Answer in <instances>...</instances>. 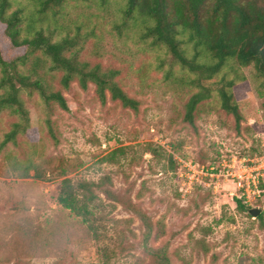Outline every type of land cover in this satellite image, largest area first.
Listing matches in <instances>:
<instances>
[{"label":"rangeland","instance_id":"obj_1","mask_svg":"<svg viewBox=\"0 0 264 264\" xmlns=\"http://www.w3.org/2000/svg\"><path fill=\"white\" fill-rule=\"evenodd\" d=\"M10 1L9 12L22 9L24 18L34 8L30 0ZM124 5L74 0L58 15L47 11V28L72 37L81 60L119 70L118 83L139 106L110 93L102 101L93 82L83 88L75 78L64 87L61 70L47 79L69 109L52 103L49 111L37 92H22L30 126L8 153L0 151V264H157L147 245L165 249L171 264H264V192L249 204L261 209L253 216L238 208L237 186L221 171L188 183L180 162L219 169L232 156L264 154V95L253 67L239 70L233 88L239 126L214 97L198 105L190 123L186 104L197 88L179 79L177 64L167 75L171 54L124 23ZM0 50L7 58L20 52L1 22ZM15 120L0 114V136ZM12 158L33 162L29 175L13 171ZM64 178L104 182L95 230L59 203Z\"/></svg>","mask_w":264,"mask_h":264},{"label":"trees","instance_id":"obj_2","mask_svg":"<svg viewBox=\"0 0 264 264\" xmlns=\"http://www.w3.org/2000/svg\"><path fill=\"white\" fill-rule=\"evenodd\" d=\"M30 1L34 8L24 18L22 9L9 12L11 1L0 0V22L4 24L11 45L20 50L18 55L10 58L0 50V114L7 112L17 118L0 136V151L6 153L12 145L18 144L19 135L27 134L30 126V112L23 91L30 95L37 92L49 111L52 103L69 109L63 92L55 89L47 79V73L52 70L62 71L60 82L64 87L75 78L83 88L93 82L102 101L110 93L112 99L124 106L133 109L139 106L138 100L128 95L118 83L119 70L81 60L78 51L72 49V37L57 38L47 28L48 9H52L54 16L58 15L59 9L74 0ZM100 1L102 4L109 2ZM124 1L121 9L124 23L139 27L142 39H150L152 45L165 47L171 54L173 64L167 75L174 73V64H177L181 69L179 79L197 88L186 104L185 119L193 123L198 105L214 97L221 109L234 116L239 126L243 115L233 88L241 79L239 70L242 67H253L259 92L264 95V0ZM20 163L12 158L11 169L21 176L29 175L33 162ZM103 183L84 181L76 184L71 178H64L59 203L95 230L91 220L100 205L97 189ZM105 194L107 198H115L109 189ZM236 200L239 209L251 214L252 205L240 198ZM149 237L147 233L145 240ZM147 249L155 256L157 264H171L165 249H151L148 245Z\"/></svg>","mask_w":264,"mask_h":264},{"label":"built area","instance_id":"obj_3","mask_svg":"<svg viewBox=\"0 0 264 264\" xmlns=\"http://www.w3.org/2000/svg\"><path fill=\"white\" fill-rule=\"evenodd\" d=\"M180 162L184 168L181 175L188 180V183L199 179V177H214L221 171L223 176L225 175L237 186L236 197L248 204L259 198L264 191L262 187L264 183V154L254 158L232 156L223 163V168L219 167V169L211 164L206 165L191 160L180 159ZM218 176H220L219 173Z\"/></svg>","mask_w":264,"mask_h":264},{"label":"water","instance_id":"obj_4","mask_svg":"<svg viewBox=\"0 0 264 264\" xmlns=\"http://www.w3.org/2000/svg\"><path fill=\"white\" fill-rule=\"evenodd\" d=\"M260 212H261V209H259L257 207H254V208L251 209V214L253 216H258Z\"/></svg>","mask_w":264,"mask_h":264}]
</instances>
